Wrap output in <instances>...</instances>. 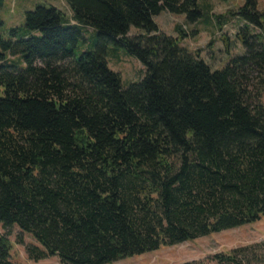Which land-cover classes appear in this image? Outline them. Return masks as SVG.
Returning <instances> with one entry per match:
<instances>
[{
  "label": "trees",
  "instance_id": "16d2710c",
  "mask_svg": "<svg viewBox=\"0 0 264 264\" xmlns=\"http://www.w3.org/2000/svg\"><path fill=\"white\" fill-rule=\"evenodd\" d=\"M66 1L71 18L38 4L0 34V224L39 242L30 258L111 264L263 218V33L238 31L245 53L213 69L155 20L196 23L200 0ZM258 4L235 14L264 29ZM111 44L141 79L124 86ZM12 248L0 235V264Z\"/></svg>",
  "mask_w": 264,
  "mask_h": 264
},
{
  "label": "rangeland",
  "instance_id": "374dc122",
  "mask_svg": "<svg viewBox=\"0 0 264 264\" xmlns=\"http://www.w3.org/2000/svg\"><path fill=\"white\" fill-rule=\"evenodd\" d=\"M38 4L56 6L68 18L72 17L66 0H5L0 10L3 21L0 34L11 38L10 30L13 27L24 26L26 11L35 8ZM200 4L204 16L196 23H189L185 15L169 12L160 13L155 20L162 31L175 37L179 36L176 25H180L186 32L182 45L200 54L213 69H221L233 56L245 53V47L236 34L247 25L251 32L264 35V29L247 24L235 14L244 4V0H200ZM258 10L264 12V0H259ZM140 33H143L141 29L132 26L128 36L134 37ZM16 57L12 56L10 59ZM18 59L19 57L17 61ZM108 63L112 70L121 74L124 86L145 75V66L125 47L111 44ZM20 67L24 68L25 63L21 62ZM261 102L264 104V91ZM0 235H6L12 243L11 259L14 264H61L57 256L39 261L31 259L27 246L40 244L31 234L23 232L17 225L5 228L0 224ZM231 254H237V258L242 259L243 264H263L264 217L253 223L176 245L164 246L111 264H235L225 260V257Z\"/></svg>",
  "mask_w": 264,
  "mask_h": 264
}]
</instances>
